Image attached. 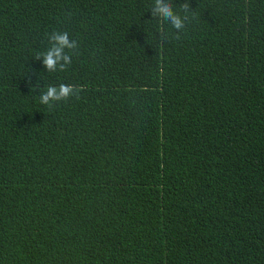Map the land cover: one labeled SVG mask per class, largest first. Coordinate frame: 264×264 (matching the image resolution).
<instances>
[{"label": "trees", "instance_id": "trees-1", "mask_svg": "<svg viewBox=\"0 0 264 264\" xmlns=\"http://www.w3.org/2000/svg\"><path fill=\"white\" fill-rule=\"evenodd\" d=\"M185 2L0 0V264H264V0Z\"/></svg>", "mask_w": 264, "mask_h": 264}, {"label": "clouds", "instance_id": "clouds-1", "mask_svg": "<svg viewBox=\"0 0 264 264\" xmlns=\"http://www.w3.org/2000/svg\"><path fill=\"white\" fill-rule=\"evenodd\" d=\"M180 7L185 13L183 16L173 10L169 0H154L151 14L157 17L159 22L167 21L179 32V30L184 28L185 21L188 19L189 4L185 2ZM48 40L50 47L43 53H39L37 59L41 60L43 67L47 71H64L72 63V55L65 50L77 49V41L70 39L66 31L58 30L52 31L48 35ZM80 90V86H73L72 84L59 83L58 85H51L40 93L39 102L44 105H50L52 102L66 101L70 97L78 95Z\"/></svg>", "mask_w": 264, "mask_h": 264}]
</instances>
